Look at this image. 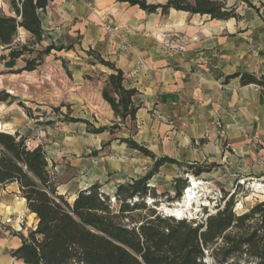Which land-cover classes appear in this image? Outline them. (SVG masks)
<instances>
[{
  "label": "crops",
  "instance_id": "1",
  "mask_svg": "<svg viewBox=\"0 0 264 264\" xmlns=\"http://www.w3.org/2000/svg\"><path fill=\"white\" fill-rule=\"evenodd\" d=\"M227 6L236 8L238 20L175 9L166 14L160 9L148 12L120 0H49L38 10L43 29L38 44L56 46L47 56L74 68L71 94L83 105L73 99L71 109L81 113L76 119L92 126L74 120L37 124V119L7 104L0 108L9 107V116L0 119L26 140L44 136L58 193L72 201L78 191L94 184L113 194L119 184L152 171L154 159L122 141L128 137L157 158L179 162L162 165L150 180L153 186L174 184L189 164H216L213 170L223 168L248 178L264 175V90L253 83L242 85L240 76L226 80L236 73H264V0H227ZM9 12L15 15L11 8ZM27 39L34 37L20 28L16 41ZM90 50L98 54L96 59ZM98 56L120 68L124 85L137 90L134 121L127 118L120 123L103 99V81H90ZM3 65L24 67L22 59L9 57ZM94 109L118 122L121 131H90L107 126L91 120ZM10 215L13 220L6 224ZM37 224L19 184H0V264H24L12 252Z\"/></svg>",
  "mask_w": 264,
  "mask_h": 264
},
{
  "label": "trees",
  "instance_id": "2",
  "mask_svg": "<svg viewBox=\"0 0 264 264\" xmlns=\"http://www.w3.org/2000/svg\"><path fill=\"white\" fill-rule=\"evenodd\" d=\"M49 0H10L11 12L0 10V45L11 47L20 28L29 31L37 42L43 29L38 10ZM138 5L148 12L163 14L170 9L193 14H208L211 18L239 19L236 8L227 0H168L152 4L147 0H120ZM56 46L50 45L36 60H28L22 71H34ZM23 52L12 51L17 58ZM98 61L112 72L102 90L115 116L124 123L135 120L138 106L133 102L137 90L124 85V73L113 62L98 56ZM37 62V63H36ZM240 76L242 85L257 84L264 90V73L233 74L226 80ZM6 96L0 94V102ZM74 121L87 122L82 119ZM119 124H114V126ZM115 128H92L93 133ZM129 147L154 159L151 172L144 177L121 183L113 194L94 184L77 192L71 203L59 194L51 174L47 154L41 145L27 147L26 138L19 133H0V184L17 182L27 207L35 213L38 224L12 256L24 264H264V202L238 214L233 195L223 199L214 214L201 218H182L167 215L158 208L161 197L167 202L179 200L188 186L187 178L174 181V196L158 194L150 180L166 164H179L170 157H159L133 138H122ZM216 164H189L188 171L200 176L211 172ZM154 199L148 203V199ZM205 210L207 208H204Z\"/></svg>",
  "mask_w": 264,
  "mask_h": 264
},
{
  "label": "rangeland",
  "instance_id": "3",
  "mask_svg": "<svg viewBox=\"0 0 264 264\" xmlns=\"http://www.w3.org/2000/svg\"><path fill=\"white\" fill-rule=\"evenodd\" d=\"M0 3L2 4L0 10L9 15V8H11L10 0H0ZM16 39L17 37L11 47L0 48V94L6 96V100L0 102V106L2 104H7L9 107L14 106L17 108L16 110L25 112L29 118L37 119V124L43 125L55 124L57 122L68 123L79 118L81 113L71 109L73 99L76 100L75 104L79 106L83 105L80 99L75 96L73 97L71 94L70 83L75 75L74 68L69 64L66 65L65 62L58 61V57L53 58L52 56L43 55L42 62L38 64V66H41H37V71L35 72L22 71L20 67L8 69L10 65H5L4 67V59L8 57L11 60L16 59L19 61L22 59L25 66L28 60L39 58V53L44 49L35 39H27L22 42L16 41ZM12 51H21L23 54L17 58H12ZM89 54L92 55L93 59H96L98 55L92 50L89 51ZM84 60L89 63L87 58H84ZM96 63L99 65L94 66L92 71L94 76L89 79L93 84H98L97 81H103L105 87L107 82L105 78H107L110 70L98 60ZM9 107L0 108V118L2 117L4 120L8 118ZM94 110L96 111L92 115H89L93 122L98 124L105 123L108 127L113 126L118 132L121 131L122 126H114L118 122L112 121L102 109ZM110 122L113 124H109ZM87 124V128H91L92 123L88 122ZM13 132L17 133L14 130ZM186 175L187 173L183 172L181 177L186 178ZM189 176L187 178L188 186L191 184L192 179L200 182V185L197 188V194L193 199L192 205L184 212L185 217L188 219L206 216L205 213L207 211L208 214H214L217 211V206H222L224 203L223 199L225 197L228 198L230 195H233L235 199V210L238 214L250 210L257 203L264 202V194L255 187L256 183L264 185V175L248 178L241 173L224 171L223 168H215L213 171L204 173L198 177L193 174ZM155 186L158 194L169 192L170 196L175 195L173 184L168 186L155 184ZM183 199L184 192L179 200L173 202H167V197L163 196L160 198L162 203L158 208H162L163 210L164 206L170 208L176 207ZM69 201L72 203V198ZM153 201L154 199L152 198L148 199V203ZM204 208L207 209L205 210ZM31 218L30 222H33Z\"/></svg>",
  "mask_w": 264,
  "mask_h": 264
},
{
  "label": "bare ground",
  "instance_id": "4",
  "mask_svg": "<svg viewBox=\"0 0 264 264\" xmlns=\"http://www.w3.org/2000/svg\"><path fill=\"white\" fill-rule=\"evenodd\" d=\"M199 185L200 182H198L195 179H192L191 184L188 187H186L187 189L185 188L186 190H184V199L182 200V202H180L178 205H176V207L173 208L164 206L163 211L167 215L174 216L175 218L178 219L184 218L185 217L184 212L186 209H189V207L192 205V202L194 201L193 199L196 197L197 188H199ZM255 187L257 188L258 191L260 190V192L264 194V185L260 183H256ZM160 209L162 210V208Z\"/></svg>",
  "mask_w": 264,
  "mask_h": 264
},
{
  "label": "built area",
  "instance_id": "5",
  "mask_svg": "<svg viewBox=\"0 0 264 264\" xmlns=\"http://www.w3.org/2000/svg\"><path fill=\"white\" fill-rule=\"evenodd\" d=\"M10 133V134H15V132H13L12 128L9 127L7 125V123L3 120V119H0V133ZM44 136L38 134L36 135L34 138H31V139H27L26 140V145L27 147L29 148H32L34 146H38V145H41L43 147L44 145V140H43ZM13 216L10 215V217H8L6 220H5V223L6 224H11L13 218Z\"/></svg>",
  "mask_w": 264,
  "mask_h": 264
},
{
  "label": "water",
  "instance_id": "6",
  "mask_svg": "<svg viewBox=\"0 0 264 264\" xmlns=\"http://www.w3.org/2000/svg\"><path fill=\"white\" fill-rule=\"evenodd\" d=\"M186 178H189V175L188 174L186 175ZM185 218H187V217H185Z\"/></svg>",
  "mask_w": 264,
  "mask_h": 264
}]
</instances>
